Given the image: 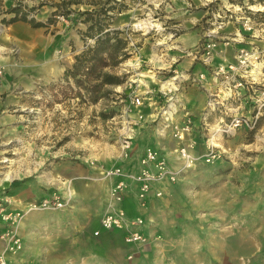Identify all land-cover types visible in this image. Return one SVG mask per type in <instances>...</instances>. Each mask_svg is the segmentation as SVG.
<instances>
[{
	"label": "rangeland",
	"instance_id": "374dc122",
	"mask_svg": "<svg viewBox=\"0 0 264 264\" xmlns=\"http://www.w3.org/2000/svg\"><path fill=\"white\" fill-rule=\"evenodd\" d=\"M62 1L64 0H0V34H8L10 31L2 22L3 19L13 16L8 12L10 8L21 6L25 11L34 8L35 11L31 13L35 18L46 21L56 9L55 4ZM104 1L107 0H80L77 4H63L61 10H71L75 13L85 10L91 11L101 7ZM233 1L237 0H227L226 4L222 0H111L107 6L112 3L128 6L120 13L125 12L121 18L128 14L131 15L129 18L127 17L128 24L124 26L123 30L124 35L129 39V50L132 55L116 69L118 73L128 75L125 83L108 87L110 93L97 103H93L90 100L80 98L75 92L74 80L70 79L68 85L63 75L60 79L38 85L36 92L30 93L32 96L24 97L23 102L32 103L39 108V111L34 112L36 119L45 118V120H49V125L44 130L46 136L43 138L40 136V132L36 133L35 143L39 148L45 145L50 153L45 159L38 158L35 154L34 156L30 155L24 144L20 145L12 141L5 143L0 140V202L4 204L7 212L21 213V218L14 224V229L21 239L22 248L16 253H8L7 264H9L10 256L17 257L23 251L25 241L22 240L18 229L24 219L25 221L33 220L34 224L37 220L44 221L46 222L45 226L53 228L51 233L56 232L59 237L63 234V228L66 229L70 226L73 220V216L69 215L68 211L72 209L75 199V192L70 187L71 183L66 180L73 179L74 169L81 171L89 166H98L105 159H113V156L119 153L122 156L121 146L124 138L131 136L133 139L134 134H137V131H134L136 122L145 121L146 115L142 109L152 98L148 99L150 92L144 93V83L139 79L143 78L142 71L153 74L152 71L155 70L153 68L156 67V64L154 59L146 60L147 62L143 63L139 62L140 60L133 61V56L139 50L137 48L141 42H144L145 38L147 41L161 38L167 33L168 29L163 30L161 24L165 21L163 26L174 24L170 23L173 18L169 17L171 10H178L179 14L183 16L179 20L188 26L184 29L187 32L192 27L195 28L200 25L205 28L208 27L209 23L214 21L213 11L215 9L220 10L223 5L229 4L232 10H236ZM245 5L251 7L250 12L264 13V4L249 5L247 2ZM184 7L188 11L183 13L181 10ZM73 12L72 14H74ZM239 12L241 13V11ZM210 17L212 19L209 21ZM72 19L59 16L45 33L33 35L30 38L26 37L27 34L24 30L20 29L19 32L22 33V38L29 41L36 40L43 44L46 40L45 45L48 44L46 51L49 52V56L57 57L62 64H68L73 58V64L75 55L85 47V39L82 37L85 26ZM141 20L148 22V27L141 28L138 26L137 24ZM253 20L256 34L259 35L260 39L263 37V40L264 20ZM235 27L240 28V23L230 19L225 30L228 32L235 31ZM261 44L264 45V40ZM4 45L6 44L0 37V47ZM30 47L29 45L24 50H28ZM251 48L264 52V46ZM13 50L11 53L16 59H19L18 56H22L23 59L31 58L29 51L22 54L16 49ZM174 66L171 68L174 69ZM2 68L5 73L4 67ZM178 70L180 71V67ZM173 74L175 75L173 71H170L166 79L162 81L165 93L158 95L162 100L159 103V109L166 107L169 102L178 104L179 108V99L182 98L184 91H187L196 82L199 89L196 84L195 86L199 91L205 90L203 83L198 82L199 75L195 79L196 81L193 80L195 76L190 75L184 79L185 81L174 83ZM167 81H173V85L166 87ZM169 87L174 90L166 94ZM138 99H140V104ZM247 105L252 111V104L248 103ZM241 112L246 113L244 106L240 109ZM180 115L181 113H177L176 117ZM202 116L203 114L195 117V120ZM263 118L264 114L255 130L242 128L234 136L225 137L220 144L222 155L212 163L206 162L203 158L206 152L205 141H203L201 154L196 155L199 159L194 167L181 173L174 183L166 182L160 186L163 195L158 198L167 199L162 211L157 213L159 235L154 238L146 235L148 242L141 244L143 247L121 243L119 248L124 250L126 246V255L121 256L124 258V262L121 261L123 263L120 264H264ZM195 120L192 118V133L194 131L195 134H202L203 136L204 126L200 127L199 124L195 126ZM162 122L156 121L152 124L165 133L170 132L179 146L180 142L173 136L171 125L165 120ZM197 145L198 143L195 144L193 151ZM148 147L155 148L153 146ZM102 170L103 175L106 176L105 171L107 169ZM129 171L134 172V170ZM189 171L192 172L186 174ZM8 173L13 176V180H4L5 174ZM92 177L95 175H86L85 178L91 180ZM36 178L45 181L47 184L45 190L49 194L38 201L29 203L23 209L12 210L10 207L13 203L12 188L18 185V182H31ZM188 179L192 181L185 182ZM176 183H179V186L173 195L169 192V186ZM54 197L63 201L64 206L62 208H39L43 200ZM108 209L109 206L106 210ZM141 217L144 221L148 220V215ZM161 217L165 218L166 221ZM11 222L13 221H4V225L0 226V241L4 243L3 248L6 247L7 240L3 239L2 235L11 227L13 228ZM147 224L149 225L148 221ZM155 226L156 223L152 222L151 229ZM96 230L99 233L104 232L102 226L97 224L89 227L88 231L92 239L89 240L90 249L82 246L72 258L68 255L59 257L51 254L50 257L53 261L51 264H59L60 262L65 264V261L69 262L73 258L74 264H114L107 262L106 255L101 253L97 241L94 240L97 236ZM51 242L52 249L56 247L58 249L60 244L61 246L65 244L64 240L61 242L58 239L51 240ZM53 251L57 252V250ZM39 258L43 259L44 257L40 256Z\"/></svg>",
	"mask_w": 264,
	"mask_h": 264
},
{
	"label": "crops",
	"instance_id": "0c3cea01",
	"mask_svg": "<svg viewBox=\"0 0 264 264\" xmlns=\"http://www.w3.org/2000/svg\"><path fill=\"white\" fill-rule=\"evenodd\" d=\"M222 1L224 4L227 3V0ZM233 4L234 6L237 5L241 7L238 4ZM220 10L225 12L232 10L231 5H223ZM186 11H188V9L185 7L181 10L183 13ZM170 13L171 15H169V17L174 18L170 20V23L174 24H170V26L164 25L165 27L163 26V23L166 21L161 24L163 30L168 29L167 33L161 38L152 39L151 41H147V38H145V41L141 42V45L137 48L139 50L133 56V61L140 60L139 62L142 63L147 62L146 60L154 59L156 67L153 68L155 70H151L153 74L144 71L141 72L143 78H140L139 80L144 83V93L147 94L150 92L148 99H150V97L152 99L146 103L142 109L146 115L145 121L136 122L137 124L134 127V131H137V134H134L133 136L132 149L129 158L126 159L121 156V153H119L118 155H114L113 159H105L98 166H89L81 171L74 169V172L72 171L74 173L73 179L66 180L71 183L70 187L75 192L74 204L72 205V209L68 211V214L73 216V220L70 223L71 225L66 228L67 230L63 228L64 232L59 237V234H56V232L51 233L53 228L45 226L46 222L37 220L36 224H34L33 220L25 221L24 219L18 229L22 240L25 241L24 248L17 257H9V264H51L53 262L50 257L51 254L58 255L59 257L62 255H68L72 258L79 252L78 250L82 246L90 249L89 240L92 239L88 229L94 224L101 226L100 218L106 212V209L110 204V189L113 183L117 180V178L103 175L102 169L122 166L124 170L127 171L139 170V160L148 146H153L162 154H165L173 165L178 163L177 153L175 152L178 142L172 138L170 132L168 133L166 131L167 133H165V131L159 130L158 127L152 124L156 121H164L161 108L159 109V103L162 100L161 97L158 96L161 93L162 95L165 93L162 81L166 79L167 74L170 73V71L175 73V75L173 74L174 76L172 75L175 81L174 83H181L182 81H185L184 79L186 77H190V75H194L195 77L193 80H195L198 75L202 73L205 74L204 79H198V82L203 83L205 89L203 92L198 90L199 87L196 82L195 84L198 89L194 84L187 91H184V94L181 96L182 98L179 99V108L178 104L175 103L178 108L177 113H181V115L176 117V113L173 119L175 123L178 122L179 124L184 123L186 114H190L194 120L195 117L204 114L203 111L206 109V101L208 97L207 90L216 91L218 88L221 89V86L220 83L215 81L211 74L210 69L212 67L204 65L200 54H197L208 27L205 28L203 25H200L199 27H192V29L187 30L186 32L184 29L188 26L183 24L182 20H179L183 18V16L179 14V11L171 10ZM124 14L125 12L119 14L120 17L118 16L115 18L113 24L114 28L123 30L124 26L128 24L127 17L129 18L131 15L128 14L126 17L121 18ZM211 19L212 17H210L209 21ZM5 27L10 31H8V34H0V37L6 44L0 47V50L2 49L0 53V66L4 67L5 70L3 81L0 85V140L5 143L12 141L14 143H19L20 145L24 144L30 155L34 156L35 154L36 157L45 159L50 151L45 145H43L42 148H39L35 143V139L37 138L36 133L39 132L41 133L40 136H43V138L46 136L44 130L48 127L49 120H45V118L36 119L34 112L39 111V108L32 103L28 104L23 102L24 97H27L30 93L34 94L38 85L47 84L58 78L60 79L64 75L67 67L72 66L73 58L68 64H62L57 57L52 58L49 56V52L46 51V48H48V44L45 45L47 42L46 40H44L43 44H40V42H37L36 40L29 41L22 38V33L19 32L20 29L24 30L27 34L26 37L30 38L33 35L35 36L37 34L45 33L50 26L33 28L26 22L18 21L9 26L5 25ZM156 31L158 32V29ZM223 34L234 37L235 39L231 40L229 44L220 42L211 63V66L213 67L234 61L239 47L258 48L259 46H264L261 44L264 40H262L263 37L260 39L258 34L256 35L242 31V29L238 27L235 31L228 32L227 30H224ZM46 38L49 39L48 37ZM11 43L15 47L12 46ZM28 44L31 46L30 49L24 50L29 47ZM131 45L130 48L132 49ZM9 47L12 48L10 49ZM13 49L20 51L22 54H26V52L29 51L31 58L23 59L22 56H18L19 59H16L11 53L14 51ZM173 66L174 69H172ZM178 67H180V71L178 70ZM232 104L235 103H228V105ZM243 106L246 109V113H249L251 109L250 106L245 102L243 103ZM220 113L215 117H211L209 121L212 123L217 121V117ZM195 123V126L199 124L198 126L202 127V117L195 120L194 124ZM190 137L194 138L198 143L197 148L194 151L195 154H201L200 150L203 145L204 137L202 134H195L194 131L191 133ZM18 170L15 171L18 172ZM191 172L192 171H189L186 174H190ZM86 175H95V177H92V179L89 180L85 178ZM187 181L191 182L192 180L188 179L185 182ZM178 184L179 183L170 185V189L167 187L171 194L174 195V193H176L175 191H177ZM46 185L45 181L40 178H36L31 182H18V185L14 186L11 190L13 199V203L10 205L11 209H23L29 203L38 201L47 196L49 192L45 190ZM131 187V192L129 191L130 193L126 195L122 203L116 205V208H123L128 217L148 215L147 221L149 225L145 220L143 232L145 235L154 238L156 235H159V231L157 230V213L162 211V208L166 205L167 198L159 199L151 194L149 195L146 204L142 206L137 197L136 185L131 184ZM163 219L166 221L165 218ZM152 222L156 223V226L151 229ZM1 225H4V221L0 219V226ZM103 230L104 232H100L94 239L97 241L101 253L106 255L107 262H113L114 264L123 263L124 258L121 256L123 254L126 255V246L123 250L122 248H119V245L121 243L130 245L129 243H126L124 233L118 229ZM96 237L100 239L98 240ZM54 239L61 240V242L64 240L65 244L62 243V246L60 244L58 249L57 247L52 249L51 240ZM135 245L137 247H143L141 244ZM3 246L4 243L0 241V251ZM53 250H57V252ZM40 256H43L44 258L40 259ZM74 262L75 260L73 258V260H70L69 262L65 261V264H74ZM59 264H61V262Z\"/></svg>",
	"mask_w": 264,
	"mask_h": 264
},
{
	"label": "built area",
	"instance_id": "2783aa9c",
	"mask_svg": "<svg viewBox=\"0 0 264 264\" xmlns=\"http://www.w3.org/2000/svg\"><path fill=\"white\" fill-rule=\"evenodd\" d=\"M236 10L213 12L214 21L209 23L206 34L200 45L201 60L204 65L212 67L211 74L215 81L220 83L221 89L207 90V105L202 116L203 137L206 145V152L203 156L206 162L212 163L222 155L220 144L225 137L234 136L239 129L255 130L264 114V52L248 48L239 47L235 59L232 62L219 64L216 67L211 66L216 49L220 42L229 44L234 37L223 34L228 21L240 23L242 31L256 34L254 20L244 11L242 7L234 6ZM252 10L251 7H247ZM241 11V13L239 12ZM239 12V13H237ZM218 16V17H217ZM257 35V34H256ZM4 71L0 66V85L3 81ZM200 79L205 78V74L199 75ZM174 89L170 88L166 94L171 93ZM140 104V99L137 100ZM234 102L235 104L228 105ZM252 104V111L249 113L241 112L243 103ZM170 103L162 107V117L168 122L173 129V136L180 142L175 152L177 153V164H172L165 154H161L152 147L146 148L140 159V168L138 171H127L122 166H114L105 171L106 176L117 178L113 183L109 193V209L106 210L102 219L101 226L103 229H118L124 233V239L129 244H145L148 242L143 232L145 221L141 216L128 217L123 208H116V205L123 202L130 190L131 184L137 188V197L140 204L144 206L149 195L155 197L163 195V183H174L184 171L194 167L198 156L193 149L197 141L190 137L192 133V117L186 114L183 124L175 123L174 111ZM221 112V113H220ZM218 113V120L212 123L211 117ZM122 156L129 158L132 149V137L126 136L122 143ZM64 206L63 201L54 197L45 199L40 203L41 209H56ZM38 208L37 206H33ZM21 218V213H10L6 211L3 203L0 202V219L11 222V227L2 235L7 240L6 247L1 250L0 264H7V255L9 252L16 253L21 250L22 243L16 234L14 224ZM96 235L99 234L97 231Z\"/></svg>",
	"mask_w": 264,
	"mask_h": 264
},
{
	"label": "trees",
	"instance_id": "16d2710c",
	"mask_svg": "<svg viewBox=\"0 0 264 264\" xmlns=\"http://www.w3.org/2000/svg\"><path fill=\"white\" fill-rule=\"evenodd\" d=\"M246 1L251 5L264 4V0L233 1L240 5L252 19L264 20V13L250 12L245 5ZM79 2L80 0H64L61 3H56V9L46 21L35 18L31 13L35 11L34 8L25 11L21 6L13 7L8 11L13 16L3 19L2 22L9 26L15 22L23 21L33 28H40L53 25L55 19L62 16L68 19L75 18L72 20L83 24L85 30L82 31V37L85 39V47L75 55L72 66L65 70L64 79L68 85L70 79L74 80L76 84L74 89L80 98L97 103L110 93L108 87L122 85L128 77L127 74L118 73L116 69L132 55L129 50V39L124 35V30L113 27L117 15L128 6L126 4L120 6V3L118 5L112 3L107 6L111 3V0H107L102 3L101 7L91 11L75 13L71 10H61L63 4L72 5ZM214 11H218V9Z\"/></svg>",
	"mask_w": 264,
	"mask_h": 264
},
{
	"label": "bare ground",
	"instance_id": "6f19581e",
	"mask_svg": "<svg viewBox=\"0 0 264 264\" xmlns=\"http://www.w3.org/2000/svg\"><path fill=\"white\" fill-rule=\"evenodd\" d=\"M147 24H148V22H146V21H142V20H141V22L138 23L137 25H138V26H141V28H143V27L146 28V27H148ZM154 24H155V23H154ZM151 25H152V24H151ZM153 27H154V26H153ZM151 28H152V27H151ZM152 57H153V56H152ZM156 57H157V56H156ZM153 58H154V57H153ZM158 58H159V57H158ZM152 60H153V59H152ZM165 85H166V87H167L168 85H171V86H172V85H173V81H170V82L167 81V82L165 83ZM172 108H173V110L175 111L176 108H177V106H176L175 104H172ZM12 178H13V176H12L11 174L8 173V174H5V178H4V180H9V181H11V180H13ZM2 249H3V248H2Z\"/></svg>",
	"mask_w": 264,
	"mask_h": 264
}]
</instances>
